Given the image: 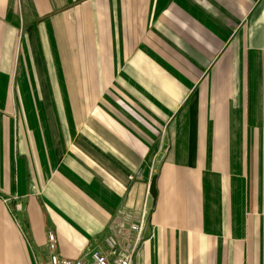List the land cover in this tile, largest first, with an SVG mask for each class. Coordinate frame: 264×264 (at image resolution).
Wrapping results in <instances>:
<instances>
[{
  "label": "crops",
  "instance_id": "1",
  "mask_svg": "<svg viewBox=\"0 0 264 264\" xmlns=\"http://www.w3.org/2000/svg\"><path fill=\"white\" fill-rule=\"evenodd\" d=\"M141 210L133 264H264V0H0V264Z\"/></svg>",
  "mask_w": 264,
  "mask_h": 264
},
{
  "label": "built area",
  "instance_id": "2",
  "mask_svg": "<svg viewBox=\"0 0 264 264\" xmlns=\"http://www.w3.org/2000/svg\"><path fill=\"white\" fill-rule=\"evenodd\" d=\"M147 214L141 210L136 218H124L112 223L113 238L106 239L107 251L93 252L90 260L74 261L60 258L56 252V240L48 233L49 264H133V259L145 239Z\"/></svg>",
  "mask_w": 264,
  "mask_h": 264
},
{
  "label": "water",
  "instance_id": "3",
  "mask_svg": "<svg viewBox=\"0 0 264 264\" xmlns=\"http://www.w3.org/2000/svg\"><path fill=\"white\" fill-rule=\"evenodd\" d=\"M148 192L151 198L154 200L156 196V189H155V176H153L150 180Z\"/></svg>",
  "mask_w": 264,
  "mask_h": 264
}]
</instances>
